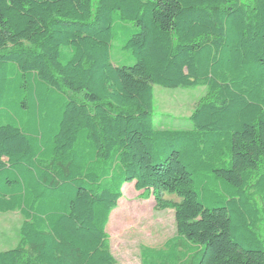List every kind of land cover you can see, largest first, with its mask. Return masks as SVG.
Segmentation results:
<instances>
[{
  "label": "trees",
  "instance_id": "1",
  "mask_svg": "<svg viewBox=\"0 0 264 264\" xmlns=\"http://www.w3.org/2000/svg\"><path fill=\"white\" fill-rule=\"evenodd\" d=\"M154 85L207 87L191 129L155 127ZM133 181L177 225L143 264H264V0H0V264H118Z\"/></svg>",
  "mask_w": 264,
  "mask_h": 264
},
{
  "label": "rangeland",
  "instance_id": "2",
  "mask_svg": "<svg viewBox=\"0 0 264 264\" xmlns=\"http://www.w3.org/2000/svg\"><path fill=\"white\" fill-rule=\"evenodd\" d=\"M128 26L137 28L134 23H128ZM123 42L124 32L121 30L113 41L112 62L115 65H132L134 60L130 52L122 48ZM207 92L206 86L165 88L154 85L155 127L191 129V115ZM122 193L107 226L110 251L118 264H143L141 254L144 248H165L166 242L176 235L175 210L160 208L152 193L135 188V181L125 183ZM163 198L173 203L180 202L176 194L165 193ZM22 221L18 211L0 213V250L18 245Z\"/></svg>",
  "mask_w": 264,
  "mask_h": 264
}]
</instances>
